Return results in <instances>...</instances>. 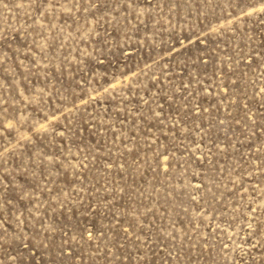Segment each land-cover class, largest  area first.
Returning <instances> with one entry per match:
<instances>
[{
	"label": "rangeland",
	"instance_id": "374dc122",
	"mask_svg": "<svg viewBox=\"0 0 264 264\" xmlns=\"http://www.w3.org/2000/svg\"><path fill=\"white\" fill-rule=\"evenodd\" d=\"M0 264H264V0H0Z\"/></svg>",
	"mask_w": 264,
	"mask_h": 264
}]
</instances>
